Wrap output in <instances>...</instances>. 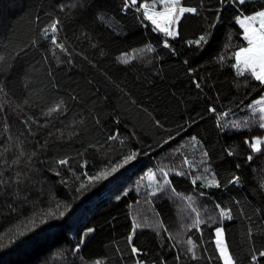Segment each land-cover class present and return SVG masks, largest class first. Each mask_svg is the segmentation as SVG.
Listing matches in <instances>:
<instances>
[{"label":"snow or ice","instance_id":"obj_1","mask_svg":"<svg viewBox=\"0 0 264 264\" xmlns=\"http://www.w3.org/2000/svg\"><path fill=\"white\" fill-rule=\"evenodd\" d=\"M129 17L136 29L149 37V42L143 46V56L133 54L127 58L128 53L121 52L126 59L119 63L128 68L134 67L137 61H144L151 54L152 59L148 63L157 70L152 78L145 79V83L155 85L157 78L160 81L165 79L162 65L168 58H175L184 66V76L194 86L197 98L207 97L210 101L206 102L202 113H189L186 107L180 112L186 102L183 93L177 90L179 78L172 82L169 85L172 91L166 92L162 100L166 108L174 102L179 123L174 129H169L166 118L162 122L154 111L138 103L126 86L111 81L126 104L138 112L143 111L153 128L167 132L155 142V146L146 144L135 127L126 125L128 134L121 135V112L108 103L107 95L101 99L99 89L93 91V80H85L91 95L83 96L79 85L62 84L56 77V73L65 67L74 68L78 57L82 63L97 68V54L107 55L102 41L92 43L89 23L104 27L113 39H119L121 32L127 36V25L123 22ZM192 18H203L207 27L196 38L188 39L182 34L184 22ZM48 20V23H42L41 16H35L32 38L28 41L0 43V201H3L0 203V221L28 220V225L17 231L7 245L0 243V249L17 244L29 234L43 230L42 226H47L50 221H60L66 216L72 202L57 203L53 210L49 198L46 211L36 210L39 204L44 203L45 186L54 188L55 184L33 165L35 157L50 148H59L63 143H80L86 146L83 152L76 153L81 160L77 168L71 164L73 157L65 154L55 158L54 163L59 167L47 169L56 177L55 183L67 189L72 200H78L103 181L115 179L122 170L139 163L141 157L154 155L159 150L163 155L154 161L153 166L147 167L129 187L118 188L119 194H115L114 199L121 201L135 190L137 196L143 197L149 205L167 199L178 206L183 205V208L177 213L175 232L163 219H157L153 225L147 220L141 222L129 213L131 227L125 246L122 248L118 242L112 241L102 258L99 255L95 258L82 255L87 239L96 231L94 227H86L71 248V252L79 258L78 264H128L129 261L132 264H148L145 257L149 252L135 243L137 231L145 227L151 228L159 244L160 255L153 258L151 264H169V256L172 264H264V180L249 190L258 200L252 202L246 195L240 196L246 185L242 165L235 163L226 180L221 179L207 143L196 131L207 120L213 121L217 134L247 130L250 134L242 140L250 149L245 163L252 162L256 154L264 155V3L250 5L248 0H199L198 4H188L186 0H55ZM65 20L81 25L77 39L83 38L90 45L91 56L76 41L69 43L60 39L61 25ZM225 25L239 32L240 43L231 50L230 57L223 54L214 56L211 63L217 64L220 69H229L230 76L234 72V80H243L245 92L241 99L222 97L211 73L206 77L196 75L206 65L192 67V59L185 56L181 60L182 53L176 47L178 41L182 42L193 56L199 55L210 44L217 28ZM152 40L156 41L155 45ZM163 50H166L165 55H160ZM37 73L40 76L38 89L35 87ZM234 86L237 89L241 87L238 82ZM212 93H215L214 97ZM24 105H28V112L24 111ZM109 108L111 111L106 112ZM37 112L41 115L37 116ZM14 118L23 129L15 136ZM41 118L43 123H39ZM109 123L112 128H108ZM254 129L255 134H251ZM44 131H47V136L40 143L39 137ZM182 133L186 139L172 147ZM94 134H99V138L87 142L82 139ZM186 143L197 149L198 159L193 157L190 160L183 152ZM165 146H168L167 152L164 151ZM28 147L33 149L31 153L26 151ZM97 148L104 153L102 158L94 151ZM89 151L94 152L91 158L87 156ZM111 153L117 154L115 160ZM224 153L227 157H235L236 150L223 148L220 159L225 158ZM177 157H183L180 165L165 163ZM90 166L93 171L88 170ZM145 178L147 184L142 188ZM177 178L191 184L187 195L178 190ZM34 192L38 194L33 198ZM218 192L236 194L224 199ZM48 195H52L51 188ZM136 203L139 204L140 200L137 199ZM127 207L131 209L132 205ZM154 214L161 216L155 210ZM236 221H240L241 226H247V250L244 252L234 250L235 242L228 239V222ZM0 227H4V223H0ZM206 231L207 240L204 239ZM71 264H77V260H72Z\"/></svg>","mask_w":264,"mask_h":264},{"label":"trees","instance_id":"obj_2","mask_svg":"<svg viewBox=\"0 0 264 264\" xmlns=\"http://www.w3.org/2000/svg\"><path fill=\"white\" fill-rule=\"evenodd\" d=\"M65 2H68V0H65ZM186 2L188 4H198L199 0H186ZM248 2L250 5H254L256 3H264V0H248ZM54 3L55 0H0V43L7 41H28L32 38V30L35 27V16L39 14L41 16V22L48 23V15L52 14ZM123 23L127 25L125 30L127 36L125 37L124 32H121L119 39H113L109 31L104 27L89 23L88 27L92 33V43H96L98 40L102 41L107 55L99 56L97 54L99 62V67L97 68L82 63L78 57L74 68L69 69L65 67L63 71L56 73V77L62 84L72 83L73 87L79 85L83 90L81 92L83 96L91 95L85 86V80H93V91L99 89L101 99L107 95L109 97L108 103L121 112L122 122L119 126L121 135L128 134V127H135L138 135L146 144L155 146V142L166 136L167 132L153 128L148 116L143 111L138 112L134 107L126 104L125 100L120 96V93L112 86L111 81L126 86L132 92L137 102L154 111L162 122L166 118V127L169 129H174L179 123L176 119L179 113L176 110L174 102L170 103L169 107L166 108L162 100L166 92L172 91L169 88L172 82L177 81L179 78L177 90L183 93V98L186 102L185 106L181 107L180 112H183L184 107H186L189 113H202L206 102L210 101L207 100V97L197 98L194 86L184 76V66L175 58H168L167 62L162 65L161 70L165 75V79L160 81L157 78L155 85L145 83V79L152 78V74L157 70L148 63V60L152 59L151 54H148L146 60L137 61L134 67L128 68L119 63L120 60L126 59V57L121 56V52L126 51L128 53L127 58L132 57L133 54L137 57L143 56V46L149 42V37L141 30L136 29L131 17L127 18ZM206 27L207 24L203 18H192L184 22L182 34L185 38L194 39ZM61 28L62 31L59 34L60 39H66L69 43L76 41L81 45V49H87L89 56L92 55L90 45L83 38L77 39L81 31V25L79 23L65 20ZM151 42L154 45L156 43L155 40ZM239 43V32L225 25L224 27L217 28L214 38L199 55L193 56L191 50H186L187 46L183 45L182 42L178 41L176 47L182 53L181 60L185 56L192 59V67L195 68L201 64L206 65L204 69L198 70L196 75L206 77L211 73L212 81L215 82L222 97L241 99L245 92L243 80H234V72L230 76L229 69H220L217 64L211 63L214 56L223 54L230 57L231 50ZM225 46H227V49H225ZM133 50H135V53ZM165 52L166 50H163L159 54L165 55ZM81 55H83V51ZM36 67L39 68V65H36ZM158 67L161 66L158 65ZM39 79L40 76L37 73V83L35 85L37 89L39 88ZM237 82L241 85L239 89L234 86ZM16 91L19 94V89ZM212 96L214 97L215 93H212ZM32 99L35 100L36 97H32ZM13 102L15 103V98H13ZM224 103L227 104V99L224 100ZM21 104H23V100H21ZM216 106L218 108L220 107L219 104ZM28 110V105H24V111L28 112ZM110 111L111 108L106 109V112ZM36 115L40 116L41 114L37 112ZM229 119H232V117H229ZM43 122L44 120L41 118L39 123ZM112 127V124L109 123L108 128ZM13 130L14 136L23 130L22 125L15 118ZM0 131H2V121H0ZM196 131L200 133L207 143L212 153L214 166L221 173V179L226 180L227 174L234 168L235 163H240L242 165L241 172L246 177V185L244 191L240 192L239 195H246L248 200L252 202L258 200V197H254L249 190L255 187L261 180H264V155L256 154L252 162L245 163L250 149L242 143V140L245 135H249L250 133L245 130L243 133L229 132L227 134H217L214 130L213 121L211 120H207L201 124ZM255 131L254 129L251 134H255ZM45 136H47V131H44L39 137L40 143L43 142ZM97 138H99V134L84 136L82 139L87 142L96 140ZM182 139H186L183 133L181 137L177 138L176 143L172 147L179 144ZM21 142L23 143L22 140ZM85 146L86 144L82 146L80 143H63L60 144L59 148H50L46 153L38 154L35 157L33 167L42 170L44 176H47L52 184H55L54 188L51 185L45 186L46 195L43 197L44 203L39 204L36 210L38 212L46 211L49 207L47 203L49 198L52 200L50 207L53 210L56 209L57 203L63 205L64 203L72 202V208L69 209V212L60 221H50L47 226H42L43 230H37L29 234L26 238L21 239L19 243L10 245L5 249H0V264H71V261L74 259L77 260L78 264L79 258L71 252V248L78 241L79 235L83 233L86 227H94L96 231L87 239L82 255L92 258L99 255L102 258L112 241L115 240L118 242L122 248L125 246L127 235L122 221L125 218H130L129 213L137 216L141 222L147 220L153 225L157 219H163L169 224L171 231H176L178 224L177 213L180 208H183V205L178 206L167 199H162L149 205L144 202L143 197L137 196L135 190L121 201L114 199V195L119 194L117 191L118 188H121V186L129 187L147 167L153 166L154 161L163 155L159 150L154 155L141 157L139 163H135L134 166H129L126 171L122 170L121 174H118L115 179L103 181L87 191L78 200H72V196L68 194L67 189L55 183L56 177L52 176L47 169L49 167H59L54 163L55 158L57 155L63 156L65 154L73 157L71 164L73 168H77L81 160L76 157V153L77 151L83 152ZM225 147L234 148L236 150L235 157H227L226 153H224L225 158L220 159L219 157ZM32 150L31 147L26 149L28 153H31ZM94 151L98 152L101 158L103 157L104 153L98 148ZM164 151H168V146H165ZM183 152L190 160L193 157L199 158L197 149L191 143L185 144ZM93 154V151H89L87 153L88 158H91ZM111 155L113 160L117 158L116 153H111ZM182 159L183 157L171 158L165 161V163L180 165ZM88 170L93 171L91 166ZM177 180L178 190L184 191L185 195H187L191 190V184L184 181L183 178H177ZM146 184L147 178H145L144 184L141 187L143 188ZM49 188H51L52 192L51 197L48 195ZM37 194L34 192L33 198ZM217 194L227 199L230 195H235L236 193L218 192ZM137 199L140 200L139 204L136 203ZM0 203H3V201H0ZM128 204L132 205L131 209L127 207ZM29 209H31L30 205ZM61 210H63L62 207ZM154 210L160 212L161 216L157 217L154 214ZM0 223H4V227H0V243L7 245L17 231L24 229L28 225V220L21 219L20 221H16L13 219L11 223L4 221H0ZM228 223L230 224L228 239L230 242H235L234 250L240 252L246 251L247 226H241L240 221ZM9 229L11 230L9 231ZM143 229H149L151 233L142 240L135 239V243L145 250L152 251V254L145 257L148 264H151L153 258H158L160 255L159 244L151 228L145 227ZM204 239H208L207 231L204 234ZM259 243L258 241L257 246H259ZM164 254L167 255V252ZM128 264H132V262L129 261ZM169 264H172L171 256H169Z\"/></svg>","mask_w":264,"mask_h":264},{"label":"rangeland","instance_id":"obj_3","mask_svg":"<svg viewBox=\"0 0 264 264\" xmlns=\"http://www.w3.org/2000/svg\"><path fill=\"white\" fill-rule=\"evenodd\" d=\"M123 227L125 229L126 235L128 233V231L130 230L131 227V219L130 218H125L123 221ZM151 232L149 229H142V230H138L137 231V235L135 237V239L137 240H142L145 236L149 235ZM149 252V254H152L151 250H147Z\"/></svg>","mask_w":264,"mask_h":264}]
</instances>
